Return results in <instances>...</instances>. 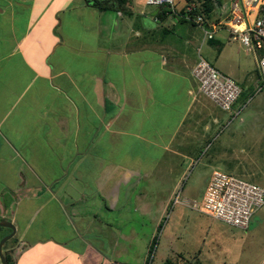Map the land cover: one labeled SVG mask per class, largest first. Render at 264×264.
<instances>
[{
  "label": "crops",
  "instance_id": "1",
  "mask_svg": "<svg viewBox=\"0 0 264 264\" xmlns=\"http://www.w3.org/2000/svg\"><path fill=\"white\" fill-rule=\"evenodd\" d=\"M136 3L126 13L85 0H0V218L15 227L4 242L13 264L120 261L121 242L137 233L131 213L159 211L160 221L167 212L182 176L163 189L178 168L168 156L229 111L192 73L218 37L201 40L185 20H156L157 7L136 12ZM224 30L231 55L242 43ZM224 151L218 161L232 155Z\"/></svg>",
  "mask_w": 264,
  "mask_h": 264
},
{
  "label": "rangeland",
  "instance_id": "2",
  "mask_svg": "<svg viewBox=\"0 0 264 264\" xmlns=\"http://www.w3.org/2000/svg\"><path fill=\"white\" fill-rule=\"evenodd\" d=\"M186 1L176 0V4L179 6ZM224 1L227 2L223 11L218 10L214 13L217 19L231 15V2L234 0ZM154 8L155 5L140 0L133 9L140 12ZM185 22L183 24L195 28L197 38L201 40L205 38L199 26L190 21ZM173 31L176 32L170 29L168 35L171 36ZM225 32L224 29L217 31L215 36L218 40H211L214 48H210L208 52L202 48L201 52L224 72H228V64L236 63L237 69L231 75L237 83L245 80L248 73L251 94L246 99L236 101L234 106L237 104V108L241 110L239 109L233 117L229 111H224L223 118L215 123L213 129L199 140L196 138L195 142L186 144L187 147L182 146L183 150H187L184 154L168 156L178 168L169 173L163 183V189L170 188L171 182L182 174L175 193L180 189L181 196L187 198L201 195L213 168H220L264 186V84L261 85L259 82L258 57L255 55L254 60L252 51L247 50L242 44L241 46L234 44L233 54L229 55ZM234 42L237 43V40ZM221 44L224 50L216 59L214 49ZM236 55L239 56L241 63L238 60L234 61ZM248 91L247 89L246 93ZM241 117L243 121L240 120ZM224 150L232 155H226L218 161L217 155ZM173 175L175 176L172 177ZM156 177L157 179H153L154 182L161 179L159 175ZM149 196L151 200L152 197L157 198L156 194ZM166 211L163 212L160 221H157L159 211L155 215L152 211V218H149L148 214L141 215L139 211L131 213V221L134 222L137 233L130 241L121 242V254L117 259L128 264L142 262L161 264L166 257L171 258L175 264H264V205L252 216L247 228L213 218L182 202L170 204ZM122 228L127 231L129 227ZM5 229L8 227L0 225V231ZM7 243L3 247L4 253Z\"/></svg>",
  "mask_w": 264,
  "mask_h": 264
},
{
  "label": "built area",
  "instance_id": "3",
  "mask_svg": "<svg viewBox=\"0 0 264 264\" xmlns=\"http://www.w3.org/2000/svg\"><path fill=\"white\" fill-rule=\"evenodd\" d=\"M202 1L187 0L179 6L176 0H145V3L155 5L166 15L196 24L207 39L214 38L220 29L229 30L231 37L239 39L247 49L260 52L257 66L259 82L264 84V0H234L231 2V15L222 19H217L214 13L223 11L227 1L216 3L209 12L204 10ZM154 18L159 20L160 17L156 14ZM192 73L198 80L199 89L216 105L231 111L232 117L239 111L232 107L242 89L232 76L221 72L201 55L193 65ZM174 195L170 204L182 202L241 228H247L252 216L264 205V186L220 168L211 170L199 197L181 196L180 189ZM105 264L128 263L108 259Z\"/></svg>",
  "mask_w": 264,
  "mask_h": 264
},
{
  "label": "trees",
  "instance_id": "4",
  "mask_svg": "<svg viewBox=\"0 0 264 264\" xmlns=\"http://www.w3.org/2000/svg\"><path fill=\"white\" fill-rule=\"evenodd\" d=\"M85 1L91 3L99 10L114 9V10H122L126 13L131 12L130 7L128 6V0H85ZM202 2H203L204 10L206 12H209L214 8L216 3H220L222 2V0H203ZM158 15L160 18H162L166 14L164 11L159 10ZM246 90L240 92V95L238 96L237 100H240L241 98L246 99V97H248L251 94V88L248 89L249 90L248 93H246ZM6 257L8 259L9 264H13V260L11 256L9 254H6ZM161 264H175V263L171 258L166 257Z\"/></svg>",
  "mask_w": 264,
  "mask_h": 264
},
{
  "label": "water",
  "instance_id": "5",
  "mask_svg": "<svg viewBox=\"0 0 264 264\" xmlns=\"http://www.w3.org/2000/svg\"><path fill=\"white\" fill-rule=\"evenodd\" d=\"M0 225L7 226V227L11 228V232L7 233L6 235L1 237V239H0V260H1V264H9L7 257L5 255V253L3 252L2 246H3L4 242L14 234L15 227L11 221H9L8 219H5V218H0Z\"/></svg>",
  "mask_w": 264,
  "mask_h": 264
}]
</instances>
